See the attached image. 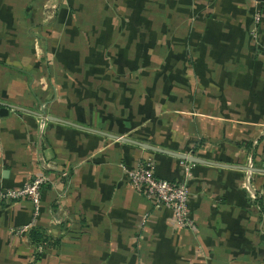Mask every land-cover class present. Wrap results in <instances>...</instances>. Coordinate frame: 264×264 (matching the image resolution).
<instances>
[{
  "label": "crops",
  "instance_id": "crops-1",
  "mask_svg": "<svg viewBox=\"0 0 264 264\" xmlns=\"http://www.w3.org/2000/svg\"><path fill=\"white\" fill-rule=\"evenodd\" d=\"M147 158L192 227L128 180ZM40 175L50 242L5 197L0 264H264V0H0V190Z\"/></svg>",
  "mask_w": 264,
  "mask_h": 264
},
{
  "label": "built area",
  "instance_id": "built-area-1",
  "mask_svg": "<svg viewBox=\"0 0 264 264\" xmlns=\"http://www.w3.org/2000/svg\"><path fill=\"white\" fill-rule=\"evenodd\" d=\"M259 15L256 21L259 22ZM256 29L252 34H256ZM46 120V119H45ZM45 120L40 125L41 131L45 128ZM127 178L136 190L155 199L157 202L169 207L173 213L175 223L180 228H190L193 225L191 215L190 196L191 191L188 185L178 183L157 174V163L155 160L147 158L139 160L131 167H125ZM45 176H38L21 187L12 188L7 193L0 190V205L5 197L10 199L28 198L33 203L32 219L29 223L15 229L16 234H26L40 218L42 208V185Z\"/></svg>",
  "mask_w": 264,
  "mask_h": 264
},
{
  "label": "water",
  "instance_id": "water-1",
  "mask_svg": "<svg viewBox=\"0 0 264 264\" xmlns=\"http://www.w3.org/2000/svg\"><path fill=\"white\" fill-rule=\"evenodd\" d=\"M2 104V103H1ZM5 107L1 109V113H3V111H5ZM52 120L56 119L55 117H51ZM106 134V133H104ZM115 137H119V136H116L114 135ZM121 139H123L124 141H130V142H135V143H138L140 145H142L143 147H146L148 149H152V150H156V151H160V152H164V153H168V154H171V155H174L176 157H180V158H183V159H188V160H191V161H194V162H202L201 159L199 158H196V157H193V156H189V155H186V154H182V153H178V152H174V151H169V150H165V149H162V148H159V147H156V146H153V145H149V144H145V143H141V142H138V141H135V140H132L130 138H127V137H120ZM204 162V161H203ZM212 163V162H211Z\"/></svg>",
  "mask_w": 264,
  "mask_h": 264
},
{
  "label": "trees",
  "instance_id": "trees-1",
  "mask_svg": "<svg viewBox=\"0 0 264 264\" xmlns=\"http://www.w3.org/2000/svg\"><path fill=\"white\" fill-rule=\"evenodd\" d=\"M31 242L38 248L45 247L47 242H50V238L45 235L38 227L33 226L29 232ZM40 255V253H37Z\"/></svg>",
  "mask_w": 264,
  "mask_h": 264
}]
</instances>
